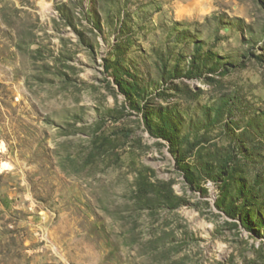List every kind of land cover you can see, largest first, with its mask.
Returning a JSON list of instances; mask_svg holds the SVG:
<instances>
[{"label": "rangeland", "instance_id": "rangeland-1", "mask_svg": "<svg viewBox=\"0 0 264 264\" xmlns=\"http://www.w3.org/2000/svg\"><path fill=\"white\" fill-rule=\"evenodd\" d=\"M0 264H264V0H0Z\"/></svg>", "mask_w": 264, "mask_h": 264}]
</instances>
